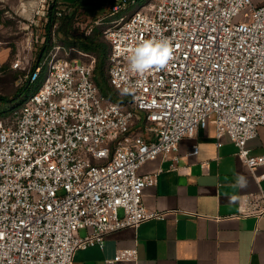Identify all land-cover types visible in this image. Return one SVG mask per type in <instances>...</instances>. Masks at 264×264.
Here are the masks:
<instances>
[{"label":"built area","instance_id":"built-area-1","mask_svg":"<svg viewBox=\"0 0 264 264\" xmlns=\"http://www.w3.org/2000/svg\"><path fill=\"white\" fill-rule=\"evenodd\" d=\"M130 2L111 6L103 30L107 82L124 102L100 93L93 56L41 39L23 81L31 92L0 119V264H73L76 251L102 247L108 234L163 219L142 203L160 170L138 171L170 154L174 168L180 141L208 123L216 145L227 138L264 180L255 174L264 155L247 148L264 126V6L155 0L129 12ZM165 38L173 49L167 65L133 73L132 50ZM197 153L194 146L190 155ZM239 215L264 219V188L242 197ZM79 229L90 233L80 237ZM136 256L135 247L120 249L107 262Z\"/></svg>","mask_w":264,"mask_h":264},{"label":"crops","instance_id":"crops-1","mask_svg":"<svg viewBox=\"0 0 264 264\" xmlns=\"http://www.w3.org/2000/svg\"><path fill=\"white\" fill-rule=\"evenodd\" d=\"M252 3L264 6V0ZM216 143L215 128L208 123L180 141L174 168L173 154L142 165L140 175L160 170L156 184L143 190V206L165 213L164 218L108 234L102 247L76 251L73 264H264V219L239 215L242 197L257 194L264 180L257 181L237 159L227 138ZM194 146L198 153L190 155ZM247 148L252 155H264V126ZM262 172L259 167L255 174ZM239 176L246 179L243 188L234 187ZM89 233L77 231L80 237ZM134 247V261L107 262L116 251Z\"/></svg>","mask_w":264,"mask_h":264},{"label":"rangeland","instance_id":"rangeland-1","mask_svg":"<svg viewBox=\"0 0 264 264\" xmlns=\"http://www.w3.org/2000/svg\"><path fill=\"white\" fill-rule=\"evenodd\" d=\"M55 1L60 10H66L65 7L74 0H0V99L4 100L0 105V111L4 109V112H0V119L6 117L11 107L19 105L23 99H19L21 87L37 62L38 41L48 40L49 45L53 39L63 45V36L56 32L55 26L49 35L44 29L46 13ZM154 1L132 0L126 4L128 11L132 12ZM84 2L86 4L78 9V17L73 23L77 34H88L94 27H104L111 18V6L122 3V0ZM16 62L18 66L14 68L13 64ZM104 67L106 68V62ZM31 90L32 88L27 89L24 94ZM116 96L120 98L121 94L117 92Z\"/></svg>","mask_w":264,"mask_h":264},{"label":"trees","instance_id":"trees-1","mask_svg":"<svg viewBox=\"0 0 264 264\" xmlns=\"http://www.w3.org/2000/svg\"><path fill=\"white\" fill-rule=\"evenodd\" d=\"M131 0H128L130 2ZM142 1V0H139ZM86 2V1H85ZM84 0H74L69 6L65 7L66 10H60L57 2L50 7L45 17V32L47 35L52 31V27L55 26L56 32L60 33L63 36V45L66 48H72L73 50L80 51L85 54H89L95 58V65L93 69V80L98 87V90L105 97L115 100L117 102H124V98L120 96L117 98L116 91H114L107 82L106 71L104 67V63L106 62L107 53L109 50L108 44L104 40L103 30L104 27H94L90 30L88 34L80 33L77 34L73 29V23L76 21L78 17V9L83 8V4H86ZM69 7V8H68ZM71 8V10H70ZM59 13V15H58ZM48 40L45 41V44L48 46ZM105 42V43H104ZM39 51L37 54V58L39 57L40 51L43 49L44 45L39 43L38 41ZM46 46V47H47ZM75 56V53L71 54V57ZM29 87V86H28ZM21 87V95L19 97L22 98L24 96V92L28 89ZM2 99H0V105L3 104ZM11 106V105H10ZM12 109V107H11ZM10 109V112H11ZM4 112V109L0 111ZM9 112V113H10Z\"/></svg>","mask_w":264,"mask_h":264},{"label":"clouds","instance_id":"clouds-1","mask_svg":"<svg viewBox=\"0 0 264 264\" xmlns=\"http://www.w3.org/2000/svg\"><path fill=\"white\" fill-rule=\"evenodd\" d=\"M173 55L171 41L169 39H146L141 41L129 57V67L133 73L143 75L153 68H162L167 65ZM235 186L243 188L246 179L237 177Z\"/></svg>","mask_w":264,"mask_h":264},{"label":"water","instance_id":"water-1","mask_svg":"<svg viewBox=\"0 0 264 264\" xmlns=\"http://www.w3.org/2000/svg\"><path fill=\"white\" fill-rule=\"evenodd\" d=\"M41 53H42V50L40 51L39 57H38V59H37V62H38L39 59H40Z\"/></svg>","mask_w":264,"mask_h":264}]
</instances>
